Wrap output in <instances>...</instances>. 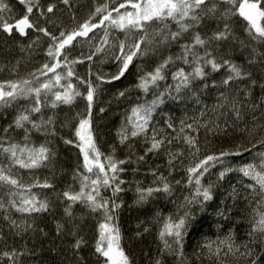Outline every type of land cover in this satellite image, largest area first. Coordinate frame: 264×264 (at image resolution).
<instances>
[{
    "label": "snow or ice",
    "instance_id": "1",
    "mask_svg": "<svg viewBox=\"0 0 264 264\" xmlns=\"http://www.w3.org/2000/svg\"><path fill=\"white\" fill-rule=\"evenodd\" d=\"M18 2L24 5L25 14L16 19L5 16L12 9L7 0H0V33L9 38H15L14 33L26 38L27 44L18 43L19 51L27 57L44 40L47 47L45 62L27 77L0 82V119L5 118L9 109L13 110L11 121L0 127V191L6 189L7 196V200L0 197V213L8 230L18 236L36 231L47 235L37 229L35 219L55 211V204L46 194L41 196L32 190L55 192V184L48 178L43 181L34 178L32 183L25 184L14 169L34 173L50 168L57 155L53 142L60 140L76 148L80 157L72 175L73 184L56 195L62 205V220L56 222V235L71 238L69 251L76 264H86L79 254L87 244L79 234L84 217L76 215L77 205L87 210L88 216L98 217L93 254L103 264H134L123 247L120 228L122 194L129 191L134 193L133 206L151 212V220L158 226L156 254L150 256L149 264H191L186 247L190 235L199 230L196 210L206 212L209 202L214 200L216 184L205 185L203 181L218 165L217 182L231 172H239L250 181L244 185V210H237L238 219L232 217L227 207L218 210L225 221H231V227L223 237L198 245L193 257L199 264L204 260L211 264H264V0H94L88 19L71 29L58 23L56 2L46 5L41 0ZM59 3L68 9L73 7L72 0H59ZM237 19L244 25L246 41L234 51L240 52L243 63L235 62L228 54ZM49 24L59 31H50ZM82 45H87V52L81 50L74 56ZM173 46L179 51L169 54ZM150 55L160 57L159 63L152 71L140 75L136 87L145 95L151 92L154 99L131 107L130 115L117 129L118 144L129 153L120 159L116 156V145L108 153L101 151L93 109L102 84L120 81L134 61ZM97 56L115 63L116 73L108 78L93 73L92 64ZM86 62L87 73L81 76L75 66ZM19 65L17 60L9 71L18 72ZM222 70L219 82L210 79ZM169 75L171 84L166 83ZM200 85L219 90L211 110L204 105L198 116L181 119L178 130L169 117L166 127L174 134L152 126L153 113L166 99L196 96ZM125 95V91L118 93L119 97ZM78 99L83 100L84 109L61 120L57 110L62 106L72 108ZM197 102H200L198 96ZM246 109L258 111L260 116L253 115L247 120ZM224 110L228 117L223 126L218 120L207 118L209 111L224 115ZM104 111L103 107L99 109L100 113ZM73 123L71 138L59 135L58 126L64 128ZM201 128L214 136L235 134L237 140L231 147L201 158L198 139ZM17 131L23 137L19 142L11 139V134ZM36 134L43 135V143H34L32 138ZM137 140L143 145V154L135 150ZM245 154L251 160L233 167L229 158ZM149 156L153 159L163 156L165 163L152 167L148 165ZM185 159L190 163L185 164ZM143 166H147V171L142 172ZM180 171L184 172L181 179H170ZM127 173L152 179L148 184L138 179L127 180L124 178ZM185 189L187 195L177 196L178 190ZM232 196L239 193L234 191ZM168 205L174 211L165 215L162 208ZM232 208H237L235 201ZM14 213L21 214V218H14ZM245 222L244 238L239 239L237 227ZM142 224L137 225V238L151 230ZM3 238L0 229V240ZM20 255L23 253L5 251L0 253V258L18 264Z\"/></svg>",
    "mask_w": 264,
    "mask_h": 264
},
{
    "label": "trees",
    "instance_id": "2",
    "mask_svg": "<svg viewBox=\"0 0 264 264\" xmlns=\"http://www.w3.org/2000/svg\"><path fill=\"white\" fill-rule=\"evenodd\" d=\"M49 2L57 3L59 9L56 13L58 23H62L63 27L66 29H71L87 20L94 4V0H72L73 7L68 9L60 4L59 0H41V3L45 5ZM7 3L12 9V12L11 14L5 13L6 17L12 15L16 19H19L25 14L24 5H21L18 0H7ZM9 22H14V20H10ZM41 23L43 24L44 21L41 20ZM47 26L50 31H59V28L51 24ZM233 32L234 39L232 45L229 46L228 54L232 56L235 62L243 63L240 52L234 51V49L241 47L242 42L246 41L244 25L239 19L233 24ZM13 35L15 38H9L3 33L0 35V67L4 68L3 71H0V82L27 77L30 72L35 71L45 62L44 49L47 47V40H44L40 47L34 50L31 57H27L24 53L19 51V43L27 44L29 41L26 38L16 36L15 33ZM81 50L87 52V45H82L81 48H77L73 55H78ZM178 51V47L173 46L169 54H175ZM102 59H104L105 62L101 63L100 61ZM159 59L160 57L158 56L150 55L134 61L129 72L120 81L101 85L99 99L93 109V123L96 131V139L101 151L108 153L111 151V146L116 145V156L118 158L123 159L129 154L125 147L118 144L116 132L124 122L125 117L130 115L131 107L137 103H144L145 101L154 99V95L151 92L145 95L136 85L140 75L144 72L152 71L159 63ZM17 60H20L18 72H10L9 69L16 64ZM87 70V62L75 66V71L81 76H85ZM116 71L117 65L110 59L102 56L95 57V62L92 64L93 73L105 74L106 78H108L112 74H115ZM222 76L223 70L220 73L212 74L210 79L219 82ZM94 79L93 77V80ZM73 83H76L75 80H73ZM163 83L164 82H162V85ZM166 83H173L170 75ZM241 87L243 88V85H241ZM80 90L83 92L84 88L81 86ZM120 91L126 92L125 97L118 96ZM257 94H259V90H257ZM197 96L200 102H197ZM218 96L219 90L210 88L204 89L203 85H200V88L197 89L196 96L190 95L178 100L166 99L165 103L160 105L153 113L152 126L164 128L167 133L174 134L171 129H167L166 127V121L169 117H171L174 126L178 130L181 119L198 116L199 112L203 110L204 105H207L209 110H211ZM251 98L252 97H249V99ZM24 103L27 102L25 101ZM101 107L105 108L103 113L99 112ZM83 109L84 102L78 99L72 108L62 106L57 112L60 119L64 120L65 117H71L76 112L82 111ZM253 115L259 117L260 113L258 111L254 113L251 109H246L244 112V118L247 120H251ZM12 116L13 110L9 109L5 114V118L0 119V127H6L7 122L11 121ZM227 117L228 112L224 110V115H219V113L213 114L209 111L207 118L218 120L221 126H223ZM188 122H192L191 119H189ZM72 128H74V123L64 128L58 126L57 131L60 136L71 138ZM11 139L19 142L23 137L19 131H17L11 134ZM32 139L36 144L44 142V137L41 134L34 135ZM198 139L201 146L200 156L202 158L213 152L218 153L222 148L231 147L233 143L236 142L237 137L235 134L227 137L223 134L214 136L207 134L205 130L201 128ZM53 146L56 148L57 155L50 168L38 169L35 170L34 173L26 169H14L15 172L19 173L22 182L25 184L32 183L34 178H38L41 181L48 178L55 184V192L51 189L41 190L33 188L32 190L34 193L41 196L46 194L49 199L54 201L55 211L38 215L35 219L37 229H42L43 233L47 235L42 234L40 231H36L35 233L29 232L20 236L13 235V233L8 230L7 223L2 219L3 213H0V229H3L4 232V238L0 240V253L12 250L23 253V255L17 258L18 264H76V261L69 251V246L72 243L71 238L66 236L61 238L56 235V222L62 220V205L56 200V195L63 192L68 185L73 184L72 175L80 157L76 148L66 146L60 140L54 141ZM250 146L251 145H249V147ZM173 147L175 148L176 145ZM135 150L138 154H143V145L139 140L135 142ZM229 159L233 161V167H239L242 164L248 163L251 157L245 154L243 157ZM164 163L165 158L163 156L155 159L151 156L148 158V165L152 167L163 165ZM189 163L190 161L185 159V164ZM219 170V165L217 168L211 169L210 175H206L203 181L205 185L208 183L216 184L213 189L214 200L209 202L206 212H200L198 209L196 210V215L199 220V230L190 235L189 244L186 247V252L191 260V264H199L193 257V252L198 250V245L216 240L218 237H223L231 227V221H225L219 215L218 210H223L225 207L229 208L234 219H238L236 215L237 210H244L243 196L246 194L244 185L248 184L250 181L239 172H231L223 181L217 182V173ZM143 171H147V166L142 167V172ZM161 171L165 170L161 168ZM165 175H167L166 171ZM183 176L184 172L180 171L175 173L170 179H181ZM124 178L127 180H143L145 184H148L152 179L151 176H144L142 174L133 177L130 173L125 174ZM73 187L78 188V185H73ZM234 191L239 193V196L233 197L232 194ZM187 194L188 191L186 189L177 191V196ZM122 196L124 208L120 213V228L123 234V247L127 254L133 258L134 264H149L150 256L156 254L158 243L156 233L158 226L152 222L151 212L145 213L133 206L134 193L132 191L124 193ZM0 197L7 200L6 189L0 191ZM234 201L237 203V208H232ZM162 211L167 215L171 211H174V208L172 205H168L167 208H162ZM75 212L77 216L84 217L81 222V232L79 234L82 235L87 242L86 246L81 249L79 255L84 258L86 264H103V260L97 258L93 254L94 244L97 238L98 217L93 218L88 216L87 210H82L79 205L76 206ZM14 218L20 219L21 214L14 213ZM141 222H143L142 227L148 226L151 230L137 238L135 235L137 232V225L141 224ZM246 227V222L237 227L239 239L244 238ZM0 264H10V262L7 258H0ZM203 264H211V262L204 260Z\"/></svg>",
    "mask_w": 264,
    "mask_h": 264
},
{
    "label": "flooded vegetation",
    "instance_id": "3",
    "mask_svg": "<svg viewBox=\"0 0 264 264\" xmlns=\"http://www.w3.org/2000/svg\"><path fill=\"white\" fill-rule=\"evenodd\" d=\"M2 33H0V35H1Z\"/></svg>",
    "mask_w": 264,
    "mask_h": 264
}]
</instances>
